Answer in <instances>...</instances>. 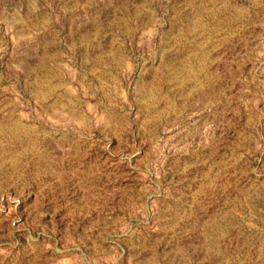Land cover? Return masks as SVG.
<instances>
[{
  "label": "rangeland",
  "instance_id": "obj_1",
  "mask_svg": "<svg viewBox=\"0 0 264 264\" xmlns=\"http://www.w3.org/2000/svg\"><path fill=\"white\" fill-rule=\"evenodd\" d=\"M0 264H264V0H0Z\"/></svg>",
  "mask_w": 264,
  "mask_h": 264
}]
</instances>
